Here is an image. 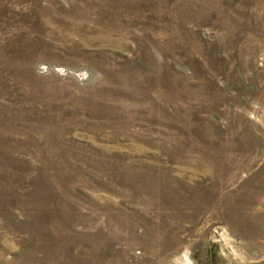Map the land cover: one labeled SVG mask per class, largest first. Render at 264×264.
I'll return each mask as SVG.
<instances>
[{"label": "rangeland", "instance_id": "374dc122", "mask_svg": "<svg viewBox=\"0 0 264 264\" xmlns=\"http://www.w3.org/2000/svg\"><path fill=\"white\" fill-rule=\"evenodd\" d=\"M0 264H264V0H0Z\"/></svg>", "mask_w": 264, "mask_h": 264}]
</instances>
